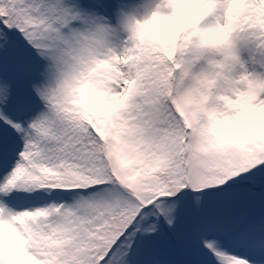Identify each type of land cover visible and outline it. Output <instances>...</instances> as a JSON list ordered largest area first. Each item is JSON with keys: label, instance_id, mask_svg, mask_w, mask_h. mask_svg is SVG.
<instances>
[{"label": "snow or ice", "instance_id": "snow-or-ice-1", "mask_svg": "<svg viewBox=\"0 0 264 264\" xmlns=\"http://www.w3.org/2000/svg\"><path fill=\"white\" fill-rule=\"evenodd\" d=\"M0 264H264V0H0Z\"/></svg>", "mask_w": 264, "mask_h": 264}]
</instances>
